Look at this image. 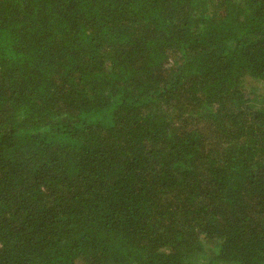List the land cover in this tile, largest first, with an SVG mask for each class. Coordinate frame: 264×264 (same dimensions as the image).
Listing matches in <instances>:
<instances>
[{
  "label": "trees",
  "instance_id": "16d2710c",
  "mask_svg": "<svg viewBox=\"0 0 264 264\" xmlns=\"http://www.w3.org/2000/svg\"><path fill=\"white\" fill-rule=\"evenodd\" d=\"M0 264H264V0H0Z\"/></svg>",
  "mask_w": 264,
  "mask_h": 264
}]
</instances>
